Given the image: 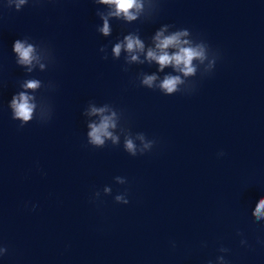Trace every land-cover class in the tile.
Segmentation results:
<instances>
[{
  "label": "clouds",
  "instance_id": "clouds-1",
  "mask_svg": "<svg viewBox=\"0 0 264 264\" xmlns=\"http://www.w3.org/2000/svg\"><path fill=\"white\" fill-rule=\"evenodd\" d=\"M92 2L98 6L96 15L102 21L96 30L103 37L111 36L112 20L131 24L142 17L145 19L153 17L158 13L160 6V0H92ZM28 3L29 0H5V6L14 7L16 11L22 10ZM173 27L169 24L159 27L151 37L153 46L146 47L145 41L137 30L123 35L122 39L117 38L111 48L112 58L119 60L123 55L124 63L127 66L133 64L157 65L156 71L151 74L139 73V86L158 90L166 96L178 92L193 91L195 81L192 78L196 77L198 72L201 77L211 74L220 58L218 51L213 50L204 39L194 38L189 29L172 30ZM12 51L16 58V64L23 67L27 74H31L36 69L41 72L45 71L54 59L51 50L46 45L30 42L29 37L16 39ZM99 51L104 53L102 59L107 60V46H101ZM166 68H171L172 72L161 78L159 73L164 72ZM127 70L128 68L125 67L124 71ZM42 87L51 89L54 85L52 82L45 85L36 78L24 79L19 84L21 90L11 97L8 105L11 110V118L14 121H19L20 128L34 119L41 123L51 119V106L36 95ZM82 115L86 118L87 145L93 148H104L109 142L112 146H119L123 137L124 151L130 156L136 157L151 152L157 143L155 139H149L143 132L133 134L131 129L122 123L123 111L116 109L111 104L105 103L98 106L94 101H89ZM92 117L96 119H91ZM223 155H225L223 151L218 153V156ZM114 180L120 185L127 183V178L122 176H116ZM103 193L110 195L112 188L105 186ZM100 196V191H95L93 194L94 199H98ZM114 200L119 204H128L127 190L115 195ZM251 215L256 222H264V197H261L256 203ZM237 234L242 235L240 232ZM240 243L245 245L247 241L242 239ZM218 251L221 255L216 257L215 264H228L223 254L228 253L229 249L221 245ZM7 253L8 247L0 244V257ZM208 264H213V262L209 261Z\"/></svg>",
  "mask_w": 264,
  "mask_h": 264
}]
</instances>
